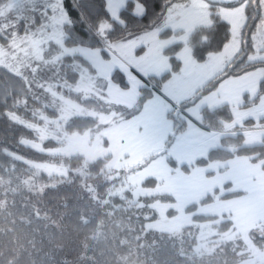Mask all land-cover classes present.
<instances>
[{
  "label": "rangeland",
  "instance_id": "1",
  "mask_svg": "<svg viewBox=\"0 0 264 264\" xmlns=\"http://www.w3.org/2000/svg\"><path fill=\"white\" fill-rule=\"evenodd\" d=\"M126 2L108 0L114 19H119ZM212 5L206 0L173 4L156 28L127 43L107 44L100 37L104 47H67L69 19L63 0H11L0 8V33L10 36L9 46L0 45V69L28 81L38 91H33V98L47 108L32 111L40 123L14 116L36 135L23 144L53 156L80 154L87 162L111 155L105 169L114 173L106 177L118 178V184L110 183L107 189L136 203L149 221L148 229L178 233L192 225L199 246L209 250L212 245L213 251L230 243L234 264H264V248L254 244L264 236V150L243 152L245 147L264 145V93L259 96L264 70L226 78L214 91L181 107L194 101L239 54L240 36H233V21L243 22L238 5H218L223 19L222 13H235L226 20L232 39L222 52L199 63L186 46L177 54L179 72L160 90L148 82L171 71L166 48L186 43L196 27L211 25ZM21 29L29 31L20 33ZM167 29L180 34L161 37ZM262 34L264 18L251 37ZM13 89L14 84L9 91ZM205 109L217 121L209 120ZM81 116L95 121L82 122L87 124L82 133H70L68 121ZM181 123L184 127L179 129ZM30 165L50 176L70 174L62 164ZM194 214L221 219L195 224ZM222 218L234 225L221 233L216 224Z\"/></svg>",
  "mask_w": 264,
  "mask_h": 264
},
{
  "label": "trees",
  "instance_id": "2",
  "mask_svg": "<svg viewBox=\"0 0 264 264\" xmlns=\"http://www.w3.org/2000/svg\"><path fill=\"white\" fill-rule=\"evenodd\" d=\"M243 1H247L248 5V21L243 30V38L249 40L250 33L256 30L262 19L261 6L257 0H238V4ZM10 2L0 0V8ZM129 3L130 0H127L117 20L109 15L107 0H63L69 19L65 24L68 35L66 46L104 47L98 39L101 37L105 41L98 34L101 23L113 26L107 44L128 41L133 36L137 37L156 28L164 20L170 6L189 3V0H140V4L147 9L142 18L133 15L132 8L127 6ZM236 5L224 4L229 7ZM217 8L218 5L211 6V25L196 27L186 43H177L165 49L172 67L164 75L148 79L156 90H160L174 73L181 70L182 63L177 54L184 47L188 46L194 60L202 63L211 54L222 52L229 44L232 27L222 18ZM24 30L29 31L21 29L19 32ZM177 34L180 32L167 29L161 37ZM9 37L0 33V45L9 46ZM142 51L139 49L137 53ZM103 52L106 54L104 49ZM241 57L242 53L236 55L222 73L197 92L194 101H185L181 107L185 108L214 91L226 78L252 72V66ZM7 73V69H0V264L235 263L230 243L213 251L210 250L212 245H208L207 250L199 246V238L191 234L194 228L192 225L184 227L180 231L182 233L148 229L149 221L140 215L136 203L130 202L127 196L110 193L107 189L110 183L118 184V178L107 181L114 173L105 169L111 155L87 162L80 154L71 157L53 156L23 144L24 140L35 139L36 135L26 125L16 121L14 116L40 123L32 111L35 107L42 106L44 111L47 108L33 98V91H37L35 87L31 89L28 81ZM13 84L14 89L10 92ZM263 93L264 79L260 82L259 96ZM244 106H249V103ZM206 110L207 118L217 121L218 117ZM79 121L95 120L82 116L69 120L67 127L70 133L83 132L87 124L78 125ZM183 125L181 123L179 129ZM49 143L51 146L57 145L52 142L46 145ZM259 150H264V145L243 148L246 153ZM31 162L66 165L70 174L68 178H62L50 176L47 172H36ZM170 214L175 213L170 211ZM220 219L217 216L197 214L192 217L195 224ZM222 219L223 222L216 224L221 233L234 225L232 220ZM254 244L263 249L264 236L254 239Z\"/></svg>",
  "mask_w": 264,
  "mask_h": 264
},
{
  "label": "snow or ice",
  "instance_id": "3",
  "mask_svg": "<svg viewBox=\"0 0 264 264\" xmlns=\"http://www.w3.org/2000/svg\"><path fill=\"white\" fill-rule=\"evenodd\" d=\"M226 2L238 5V0H226ZM257 4L261 6V18H264V0H257ZM127 6L132 8L133 15H136L140 18L146 15L147 9L146 7L140 6V0H130V3ZM247 8V3L243 4L242 6L238 5V12L241 14L243 22L237 25L236 22L233 21V36H240L237 52L242 53V60L252 66L251 71L256 72L264 70V34H262L260 37H257L256 39H252L250 33L249 40H245L243 38V30L247 27L248 21ZM109 15L115 16L116 13L110 12ZM222 15L224 16L225 20H228L229 16L235 15V13L224 12ZM112 27V24L109 23H101L98 26V34L105 38L106 43L108 42V37L111 33ZM131 39L135 40V37L133 36ZM250 40L251 42H249ZM258 40L261 41V43H258ZM125 43H127V41H125ZM140 46L142 45H137V47Z\"/></svg>",
  "mask_w": 264,
  "mask_h": 264
},
{
  "label": "water",
  "instance_id": "4",
  "mask_svg": "<svg viewBox=\"0 0 264 264\" xmlns=\"http://www.w3.org/2000/svg\"><path fill=\"white\" fill-rule=\"evenodd\" d=\"M213 5H224L227 4L226 0H206Z\"/></svg>",
  "mask_w": 264,
  "mask_h": 264
},
{
  "label": "crops",
  "instance_id": "5",
  "mask_svg": "<svg viewBox=\"0 0 264 264\" xmlns=\"http://www.w3.org/2000/svg\"><path fill=\"white\" fill-rule=\"evenodd\" d=\"M107 3H108V0H107ZM107 5H108V4H107ZM252 72H253V71H252ZM238 77L241 78L240 76H238ZM238 77H237V78H238ZM220 84H221V83H220ZM220 84H219V86H220Z\"/></svg>",
  "mask_w": 264,
  "mask_h": 264
}]
</instances>
